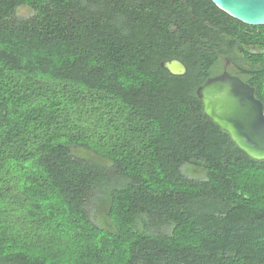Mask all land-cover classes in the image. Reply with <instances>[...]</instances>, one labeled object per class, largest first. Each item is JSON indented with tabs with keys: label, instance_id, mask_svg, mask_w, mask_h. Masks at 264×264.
Masks as SVG:
<instances>
[{
	"label": "trees",
	"instance_id": "16d2710c",
	"mask_svg": "<svg viewBox=\"0 0 264 264\" xmlns=\"http://www.w3.org/2000/svg\"><path fill=\"white\" fill-rule=\"evenodd\" d=\"M223 59L264 104V26L210 0H0V264H264V161L196 96Z\"/></svg>",
	"mask_w": 264,
	"mask_h": 264
},
{
	"label": "water",
	"instance_id": "95a60500",
	"mask_svg": "<svg viewBox=\"0 0 264 264\" xmlns=\"http://www.w3.org/2000/svg\"><path fill=\"white\" fill-rule=\"evenodd\" d=\"M210 1L242 24L264 26V0ZM159 65L174 77L184 76L187 72L186 66L178 59L165 60ZM196 96L202 103L204 116L228 134L241 152L252 161H264V104L255 97L253 87L224 72L203 82L197 88ZM103 226L115 230L110 222Z\"/></svg>",
	"mask_w": 264,
	"mask_h": 264
},
{
	"label": "flooded vegetation",
	"instance_id": "af4514ba",
	"mask_svg": "<svg viewBox=\"0 0 264 264\" xmlns=\"http://www.w3.org/2000/svg\"><path fill=\"white\" fill-rule=\"evenodd\" d=\"M224 72H227L229 75L231 76H236V77H239L243 82L247 83L243 78H242V75L240 76L239 73L240 71L239 70H236L235 67L232 65V63H230V61H228L227 59H223V62H220L216 65V67L213 68V70H211L209 76L203 81L205 82L208 78H214V77H218L220 76L221 74H223ZM202 82V83H203ZM201 83V84H202ZM200 84V85H201ZM199 85V86H200ZM198 86V87H199ZM197 87V88H198ZM196 88V90H197ZM255 97H256V93H255ZM257 98V97H256ZM258 99V98H257ZM259 100V99H258ZM202 105V103H201Z\"/></svg>",
	"mask_w": 264,
	"mask_h": 264
},
{
	"label": "rangeland",
	"instance_id": "374dc122",
	"mask_svg": "<svg viewBox=\"0 0 264 264\" xmlns=\"http://www.w3.org/2000/svg\"><path fill=\"white\" fill-rule=\"evenodd\" d=\"M29 14H30V11L28 9H26V8H21L18 11V15L22 16V17L28 16ZM182 170H183V174L186 175L189 178H196L197 179V178H201L202 177V174L200 173V171L192 169V168H189L187 166H184ZM98 222L101 224L102 221H101L100 218L98 219Z\"/></svg>",
	"mask_w": 264,
	"mask_h": 264
}]
</instances>
